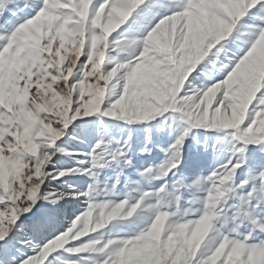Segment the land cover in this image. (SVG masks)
Returning a JSON list of instances; mask_svg holds the SVG:
<instances>
[{"label": "snow or ice", "instance_id": "6c2138e0", "mask_svg": "<svg viewBox=\"0 0 264 264\" xmlns=\"http://www.w3.org/2000/svg\"><path fill=\"white\" fill-rule=\"evenodd\" d=\"M0 264H264V0H0Z\"/></svg>", "mask_w": 264, "mask_h": 264}]
</instances>
